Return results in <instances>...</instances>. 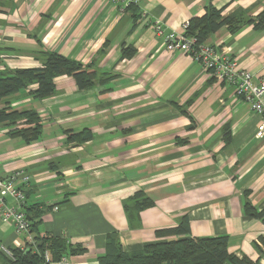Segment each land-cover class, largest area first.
<instances>
[{"label": "crops", "instance_id": "1", "mask_svg": "<svg viewBox=\"0 0 264 264\" xmlns=\"http://www.w3.org/2000/svg\"><path fill=\"white\" fill-rule=\"evenodd\" d=\"M209 5L224 16L264 10V0H139L133 17L112 0H0L4 68H36L42 52H54L84 66L96 60L113 76L89 90L61 76L52 97L34 98L36 85L9 97L13 110L40 118L41 135L30 143L0 124V177H29V237L65 240L70 264H98L112 236L126 253L173 239L160 232L182 217L190 238L227 237L228 253L264 264V223L243 211L244 202L264 209L260 117L188 55L164 51V35L181 33ZM205 44L264 83V31L221 28ZM126 48L134 55L121 58ZM83 130L90 141L68 142ZM138 194L152 204L128 215ZM29 237L0 221V246L22 250ZM5 258L0 251V264Z\"/></svg>", "mask_w": 264, "mask_h": 264}, {"label": "trees", "instance_id": "2", "mask_svg": "<svg viewBox=\"0 0 264 264\" xmlns=\"http://www.w3.org/2000/svg\"><path fill=\"white\" fill-rule=\"evenodd\" d=\"M125 11L133 17L139 13L136 5H129ZM222 13L223 10H217L211 5L207 6L201 17L189 20L184 31L185 37L193 38L196 45H201L221 28H227L233 33L243 25L252 24L255 30L264 31V10L254 18L243 13L234 16H224ZM103 51L99 53L102 54ZM41 55L44 59L39 67L0 70V124H5L9 128V136L20 138L25 143L40 137L42 132L40 118L34 111L13 110L7 102L9 97L32 85L37 86L30 93L34 98L41 100L52 97L56 92L54 80L61 76L71 77L78 90H89L113 78L109 73H104L97 68L96 60L84 66L54 52H42ZM133 55L134 50L126 48L121 58H130ZM67 135L68 142L76 144L92 139V134L88 130ZM137 197L141 198L139 202L125 205L128 215L132 209L138 212L152 204L141 194ZM243 211L247 217L260 219L264 223V209L257 211L248 202H244ZM26 214L29 220L27 210ZM30 232H35V223L32 224ZM160 234L175 238L148 244L142 250L131 253L121 251L116 237H108V248L105 255L98 258V264H255L247 258H238L228 253L227 237L190 238L185 217H182L177 227L163 230ZM33 239L36 251L29 245L22 250L11 249L13 260L5 258L3 264H43L42 255L45 251L50 253L53 262H57L62 257H66V253L71 248L65 240L59 238L41 237L36 234ZM75 252L72 248L71 254Z\"/></svg>", "mask_w": 264, "mask_h": 264}, {"label": "built area", "instance_id": "3", "mask_svg": "<svg viewBox=\"0 0 264 264\" xmlns=\"http://www.w3.org/2000/svg\"><path fill=\"white\" fill-rule=\"evenodd\" d=\"M119 12H125L129 5H138L139 0H112ZM188 23L182 25V32H169L164 35V51L166 54H184L197 62L203 71L220 83L233 87L235 94L250 105L253 112L260 117L256 127L255 137H264V83H255L252 75L240 69L236 60L220 55L211 45H196L195 39L184 35ZM156 35H162L163 30L159 22L151 24ZM4 65L0 62V70ZM29 186V177L23 172H13L6 177H0V221L11 226L17 233L29 237L31 223L26 214L25 190ZM29 246L36 251L34 239L28 238ZM2 254L10 260L13 255L10 249L0 246ZM43 264H70L66 257L53 262L48 251L42 255Z\"/></svg>", "mask_w": 264, "mask_h": 264}]
</instances>
